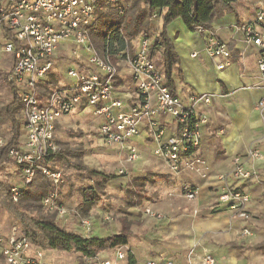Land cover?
Segmentation results:
<instances>
[{"label": "built area", "instance_id": "2783aa9c", "mask_svg": "<svg viewBox=\"0 0 264 264\" xmlns=\"http://www.w3.org/2000/svg\"><path fill=\"white\" fill-rule=\"evenodd\" d=\"M105 7L117 9L118 17L125 12V0H0V90L11 92L14 88L20 99L22 116L21 136L16 145L9 146L4 123L0 119V153L17 168V176L9 187V198L18 203L23 192L39 177L49 179L54 185L60 174L44 165L48 158L60 152L55 142V132L60 120L75 110L88 109L100 119L99 136L108 148L125 154L126 163H134L140 155L134 142L144 129L155 144L153 155L160 158L169 172L178 175L184 171L198 173L200 158L193 156L200 144V128L205 124L194 104L210 102L208 95L192 97V105H185L172 95L163 84V75L153 64L151 55L157 48L151 39L141 36L136 45L124 41V48H110L115 30L107 33L103 47L93 44L89 33L96 20V11ZM156 18V13L153 19ZM238 29L247 45L257 51V70L264 91V0L257 2L254 20L241 24ZM205 37L204 52L218 71L229 66L230 50L211 30L196 28ZM69 51L72 65L66 75V87L51 88L49 77L55 68V58ZM58 57V58H59ZM197 57V53L191 55ZM125 67L129 83L119 86L120 64ZM5 90V91H7ZM256 109L264 112V96L256 103ZM163 118L172 121V131L167 135ZM261 157L257 146L248 149L244 157L235 156L232 168L216 178L218 194L216 205L224 206L232 217L247 222L249 202L247 192L237 184L255 177V171L245 167V162ZM119 175H125L123 170ZM182 196L192 201L198 190L188 184L181 186ZM42 206L55 217L63 218L66 208L59 202L56 190L42 198ZM264 213V203L262 204ZM150 219H162L160 214L145 209ZM86 230L90 223L81 220ZM241 236L249 237L248 228ZM117 252L116 259H124ZM0 262L3 264H45L39 248L16 228L8 233L0 232ZM101 264H110L104 261ZM144 264H157L154 261ZM161 264H177L167 260ZM186 264H216L207 252L195 258L191 250Z\"/></svg>", "mask_w": 264, "mask_h": 264}, {"label": "crops", "instance_id": "0c3cea01", "mask_svg": "<svg viewBox=\"0 0 264 264\" xmlns=\"http://www.w3.org/2000/svg\"><path fill=\"white\" fill-rule=\"evenodd\" d=\"M258 1L236 0L231 12L211 24L210 30L230 50L229 66L223 71H218L204 52V35L190 31L180 19L166 27L179 60L180 78H174L175 96L185 105H192V97L211 96L207 104L202 101L194 104L199 117L205 120L200 128L199 147L193 152L202 164L196 166L198 173L171 174L163 161L153 155L155 144L146 131H141L140 142H135L140 158L127 164L125 177L118 179L125 185L118 193L128 191L133 201L128 199L125 210L120 209L128 225V240L116 253L130 252L138 264L150 261L161 264L167 260L186 264L191 250L195 258L202 252L209 253L216 264H249L252 258L264 260V253L253 249L264 243V112L255 107L264 91L256 65L257 51L245 43L238 29L254 20ZM162 13L157 12L152 21L155 39L162 32ZM155 52H160L158 47ZM195 52L197 57L192 58ZM163 122L169 135L172 121L163 118ZM252 146L259 148L261 157L245 162V167L255 171V177L237 184L249 195L246 207L249 220L243 222L232 217L224 206L216 205L219 191L216 178L232 168L235 156L244 157ZM133 179L140 183H132ZM184 184L198 190L194 200L182 196L180 189ZM145 209L160 214L162 219L148 218ZM134 217L142 220L139 237L130 228L135 225ZM243 228H248L251 236H241ZM121 264H126V260Z\"/></svg>", "mask_w": 264, "mask_h": 264}, {"label": "rangeland", "instance_id": "374dc122", "mask_svg": "<svg viewBox=\"0 0 264 264\" xmlns=\"http://www.w3.org/2000/svg\"><path fill=\"white\" fill-rule=\"evenodd\" d=\"M133 4H135L136 10H145L142 0H125L124 15L122 17L117 16V19H121L125 14H129V8ZM110 12L111 9L108 7L102 9V13L105 16H109ZM126 20L128 21L129 18L127 17ZM152 21L148 25L150 32L149 39L151 41L155 39L151 28ZM141 36L140 34L131 40L130 47H134L136 39ZM62 53L59 52L58 57ZM68 54L69 51L67 50L63 58H55V68L48 79L51 88L68 86L69 79L66 72L72 65L73 60ZM151 58L153 64L156 65L159 59L157 52H153ZM123 66L122 63L119 67L121 69L119 86L126 85L131 91L132 87L126 77L127 73ZM155 67L157 68V66ZM3 88L0 90V109L12 102V93L6 87ZM16 117L19 123L18 140L21 136L22 122L20 110L17 111ZM3 123L5 137L9 139V122ZM99 125L100 119L94 116L88 109L75 110L63 117L57 124L55 132V142L59 146L63 158L53 157L48 164H44L51 171H56L60 174L59 182L54 185L49 179L45 180L39 176L29 187L31 191H35L38 187L45 191L47 189L45 188L46 184L49 182L52 191L56 190L59 202L67 210V214L63 218L55 217L57 225L68 231H76L85 237H107L120 232L122 229L127 233L128 225L126 218L124 215L121 217L120 209L125 210L128 199L133 201L132 194L128 191L122 194L118 193L121 188L125 187V185H122L124 183L122 182L121 184V181H118V179L126 175H119L118 171L123 170L126 173V166L131 163L125 162L126 157L124 153L103 145L98 133ZM139 140L140 138H136L134 142L139 143ZM17 173V168L10 160L4 163L0 169V232L2 233H8L12 228H16L22 233L20 223L7 210L6 206L9 203V187L16 178ZM111 176L115 177L111 179L109 178ZM90 199L91 201H89ZM86 203H89V205L85 206ZM43 210L50 212L45 208ZM140 212H138L139 216H141ZM134 218H136L135 225L130 228L139 237L143 228L142 220L139 217L138 220L137 217ZM81 220H86L90 223L89 230L81 227ZM40 250L43 255V263L45 264H101L104 261H109L110 264H121L123 260H126L125 257L122 260L116 259V249L104 252L103 255L97 256L94 260L83 259L77 253H66L59 250ZM0 264L3 263L0 262ZM249 264H264V260L258 261L252 258Z\"/></svg>", "mask_w": 264, "mask_h": 264}, {"label": "trees", "instance_id": "16d2710c", "mask_svg": "<svg viewBox=\"0 0 264 264\" xmlns=\"http://www.w3.org/2000/svg\"><path fill=\"white\" fill-rule=\"evenodd\" d=\"M142 2L145 6L144 11L136 10L135 4H133L129 8L130 13L125 14L121 19H117L118 13L115 8H110V15L105 16L102 13L103 6L101 3L100 8L96 11V20L89 28V33L93 44L100 50L103 47L107 33L115 30L111 37L110 48L112 49L115 46L117 50H122L124 41L130 42L140 34L149 38L148 25L152 21L153 15L157 12H163L162 32L154 41L160 51L157 54L159 59L155 66L163 75V84L172 95H175L174 78L177 80L180 78L179 60L173 44L165 32L166 27L174 20L180 19L190 31H195L196 28L210 30L213 22L221 18L225 13L231 12V6L236 0H142ZM127 17L129 18L128 21L126 20ZM11 93L12 102L0 109V119L2 122H9L10 135L8 145L14 146L17 143L19 134V123L16 113L20 110V99L14 88L11 89ZM53 157L63 158V154L60 151L57 155L48 158L44 164H48ZM8 161L9 159L3 150L0 153V169ZM114 177L111 176L109 178L112 179ZM44 179L47 180V178ZM131 182L138 185L140 180L133 179ZM45 188H47L45 191L40 187L35 191L27 188L17 204H14L8 198L9 203L6 205L7 210L20 223L23 235L35 247L43 250L79 253L83 259L94 260L101 253L127 245L128 231L126 233L124 229L107 237H85L77 232L59 227L55 221V213L45 212L42 208V198L52 191L49 182ZM89 203H86L85 206L89 205ZM253 249L264 253V243L254 246ZM125 259L126 264H138L130 252L126 253Z\"/></svg>", "mask_w": 264, "mask_h": 264}]
</instances>
